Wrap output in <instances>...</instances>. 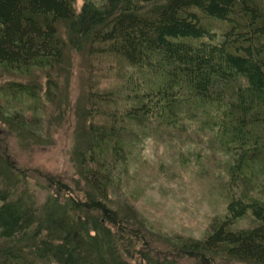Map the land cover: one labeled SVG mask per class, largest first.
Wrapping results in <instances>:
<instances>
[{"label": "trees", "instance_id": "1", "mask_svg": "<svg viewBox=\"0 0 264 264\" xmlns=\"http://www.w3.org/2000/svg\"><path fill=\"white\" fill-rule=\"evenodd\" d=\"M80 2L0 0V71L19 78L0 84L9 130L51 142L67 49L109 62L102 71L118 83L89 82L71 151L77 181H50L38 200L0 151V264H264V0ZM35 73L43 84L26 79ZM160 137L183 165H200L226 206L201 239H168L159 256L127 197L139 190L131 162ZM200 151L224 161L218 175Z\"/></svg>", "mask_w": 264, "mask_h": 264}, {"label": "rangeland", "instance_id": "2", "mask_svg": "<svg viewBox=\"0 0 264 264\" xmlns=\"http://www.w3.org/2000/svg\"><path fill=\"white\" fill-rule=\"evenodd\" d=\"M80 1L77 0L76 7L80 6ZM108 64L109 62L97 64L89 57L86 47L79 51L66 50L57 73L60 86L57 97L61 114L55 116L61 117L55 122L52 121L54 125L50 143L29 141L0 122V151L4 149L18 173L26 177L38 200L43 199L46 194L44 188L50 181L78 180L71 162L72 143L76 139L78 126L76 116L81 115L91 79L100 80L102 88L118 86L114 74L104 72ZM102 76L103 79H100ZM26 79L39 81L41 84L44 82L39 73ZM9 80L19 78L0 71V84ZM49 112L50 109L47 110V116H51ZM184 152L195 154L192 147L181 154ZM200 152L205 161L210 163L208 166H213L210 172H214L224 162L221 159L222 162L217 165L216 155L213 154L209 160V153L206 155ZM179 156L163 137L150 138L144 141L141 150L131 162L130 175L139 178L133 181L132 189L139 190L135 193L132 190L134 197H127V202L146 220V237L149 236L156 242L159 256L168 246V239L178 236L201 239L209 230L214 216L222 214L226 206L223 192L216 186H210L209 180L212 179L199 169L200 165L193 160L183 165L184 157ZM171 172L175 174L170 176ZM215 173L218 175L216 171ZM116 195L121 201L119 190ZM240 225L246 226V222ZM214 264L223 263L218 261Z\"/></svg>", "mask_w": 264, "mask_h": 264}]
</instances>
